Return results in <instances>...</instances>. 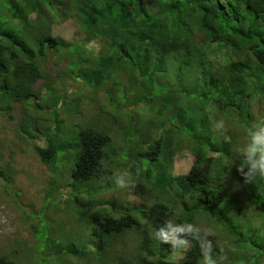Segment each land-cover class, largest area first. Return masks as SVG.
I'll return each mask as SVG.
<instances>
[{
    "label": "trees",
    "instance_id": "1",
    "mask_svg": "<svg viewBox=\"0 0 264 264\" xmlns=\"http://www.w3.org/2000/svg\"><path fill=\"white\" fill-rule=\"evenodd\" d=\"M67 22L77 28L79 43L54 33L56 25ZM51 54H57L56 65L68 61L58 76L81 85L71 97L77 108H65L69 115L78 113L86 98L89 107L106 103L113 108L107 111L110 118L128 133L137 120L127 109L154 103L159 106L146 109L151 115L139 113L136 129L148 138L152 132L143 128H155L152 123L160 116L161 134L155 144L148 138L147 150L135 155L130 166L138 200L111 207L102 202L105 210L92 219L90 212L100 202L84 203L76 196L92 248L82 241L51 242L45 231L48 239H43L40 224L31 223L39 264H264V246L252 236L256 227L241 219V202L249 203L264 229V175L253 169L264 156V145L253 143L254 135L264 130V117L256 118L252 107L256 101L264 103V0H0V117L14 120L15 106H23L20 134L45 141L33 148L54 172L60 153L73 150L72 179L78 190L86 181L108 180L128 159L127 150L116 153L118 159L109 166L105 148L112 139L106 132L84 128L74 134L75 143L74 136L68 138L58 106L73 91L50 75L46 63ZM121 78L131 86L114 89L126 98L116 107L118 98L108 87ZM43 79L48 82L37 89ZM181 93L189 96V106ZM147 115L151 124L143 120ZM188 152L194 164L187 173L173 175L176 157ZM226 159L242 190L239 200L228 191L227 169L215 168ZM12 175L15 171L8 177L0 166V178ZM155 189L160 196L151 193ZM49 192L46 201L52 197ZM96 193L91 196L97 198ZM152 196L154 201L146 202ZM201 217L222 227L229 237L226 244L198 229ZM136 229L140 239L135 250L129 242L119 247ZM180 240L187 242L181 246L186 248L183 258L164 261L172 252L181 253ZM25 261L16 251L0 249V264Z\"/></svg>",
    "mask_w": 264,
    "mask_h": 264
},
{
    "label": "rangeland",
    "instance_id": "2",
    "mask_svg": "<svg viewBox=\"0 0 264 264\" xmlns=\"http://www.w3.org/2000/svg\"><path fill=\"white\" fill-rule=\"evenodd\" d=\"M54 28V33L65 38L66 40L72 41L74 43H79L81 40L80 37L76 35L78 34L77 28L71 22L56 25ZM94 46L96 47L97 51H99V43L95 42ZM55 61H58L57 54H51L48 62L46 63V68L50 69L49 72L53 79L59 77V71L65 70L68 65V61L66 60L61 61L59 65H56ZM60 77L58 80L60 79L59 81L62 82V87H66L64 90L72 89L73 91L72 95L69 97L70 99L68 98L65 105L63 106L61 103V106H58L61 110V114H63V119H65L67 124L66 129L68 132V138L70 139L73 137L77 130L84 128H94L104 131L112 139V141L105 148L109 157L108 165L113 166L115 160L118 159L117 156L114 155H116V153L121 154L123 150H127L126 156L128 159H122V162L118 164L120 165V169H118L115 174H111L108 180L92 179L81 184L79 189L75 190L72 179V167L74 165V160L73 158L70 159V154L73 153V150H71V153L68 151L60 153L59 158L62 163L60 162L57 171L54 172L40 161L33 148L34 145L44 146L45 141L41 139H29L21 136L20 134L22 130L20 125L22 123L23 117L25 116L23 106H15L13 110L15 117L14 120H11L9 117H0V140L2 142L0 154L3 155L4 158L3 161L0 160V166H4V170L6 171V175L8 177L11 176L12 171H15V175H12V178L9 180L4 178L1 180L0 178V249H2V251L4 249H9L11 253L16 251V253L21 254L22 257L26 258V264H39L42 258L37 254L36 251H34L35 248L32 249V245H36L39 242L37 240L36 234L33 232L31 223L40 224L41 229L39 231L41 232V237L43 239H48V235L45 234V232H50L52 238L51 242L60 241L65 243L75 240L81 243L82 241V244H86L92 248L93 240L90 236V227L88 224H86V222L80 221L78 217L76 196L78 195L84 203L93 200L100 202L99 204L94 205V209L90 212L92 219L101 210H105L104 206L111 207V204L117 203L130 205V203L138 200V197L134 196L132 192V185L136 180V175H133V173L129 172L131 171L130 166L134 162L133 158L135 155L142 154L147 150V143H149L147 142L148 138L152 140L150 145L153 143L155 144L154 140H158L161 134L160 116H154L156 119L155 123L152 124H154L155 128L153 126L150 128H143L148 133L152 132L148 138H144L142 135L139 136V128L136 129L137 124H139V122H137L139 113L151 115L152 111L147 112V110H151L154 106H159L158 104L154 103H144L140 104V106L133 105L127 109V112L130 113V115H133L137 120L132 122L134 129H128V133L123 127H121L119 124H116L110 118V115L107 113V111H112L113 108H109L106 103H102L103 105H101V103H96L95 107H89L91 106V103L86 98V101H84L81 108L78 109V113L69 115L70 110L77 108V106L72 103L71 97L73 94L80 93L81 85L70 77L65 78L63 76L61 77L62 79ZM47 82V79L41 80L39 84H37V89L41 86L43 87V85ZM130 86L131 84L127 83V81L123 80V78L120 79V82H118L117 85L110 84L108 89H111L112 87L114 98H118L116 107L119 106L122 97L124 99L126 98L124 97L123 93H115L114 89L117 88L119 90H125ZM176 86L180 90L185 91L183 86ZM85 91L87 94H89L88 92L90 90L86 89ZM106 93H100L99 96L101 98H105ZM181 94L186 102L187 99L190 100L187 93ZM66 106H68L69 111L65 109ZM187 106H189L188 102ZM103 107L105 108V113L101 112ZM252 107L254 110L253 115L256 118L264 117V103L256 101L253 103ZM123 109H126V107ZM244 109L246 112H249L246 107H244ZM126 120H128L127 117L122 119L124 122H126ZM143 120L144 122L151 124V122H149L150 118L148 119V115ZM227 126L232 127V124H228ZM75 138L76 137L74 136L72 139L73 143H75ZM245 139L246 138H243V140ZM13 155L14 157L12 158ZM194 162L195 158L189 152L184 153L183 156H177L173 168V175L177 176L187 173ZM222 164L223 166L219 163H216L215 168L217 171L221 170L222 168L227 169L225 176L227 178L228 191L239 200L241 198L242 190L239 184L236 183L234 174H229L231 173V169H234V166L228 159L222 162ZM239 166L241 167L240 164ZM144 167H147V165ZM118 180H122L123 184L118 183ZM104 181L107 182V186H103ZM51 183H53V185L51 186L50 190ZM96 191L99 193V196L97 198H93L91 195ZM48 192L52 193V197L49 201H46ZM151 193L156 196H160L161 194L160 191L156 189L152 190ZM167 195L171 197V194ZM153 201V196L146 200V202L149 203H152ZM241 201L243 200L241 199ZM102 202H104L106 205L101 206L100 204ZM241 204L243 206L241 210V219L247 223H251L254 227H256L257 234L252 232V236L264 246V237H260L264 235L261 218L252 211L251 205L249 203L241 202ZM233 216H235V219H237V215ZM26 220H29V222H26ZM197 227L199 230L205 233L218 236L221 238L223 244H226L229 238L223 234L224 230L222 227L216 224L214 221H211L208 217L198 218ZM126 235L127 236L124 238V243L119 242L118 246L122 247L126 245L127 242H129L130 250L134 251L135 246L140 239L139 230H132ZM17 239L20 240H18L15 244ZM44 244L46 245V243L43 242L41 246ZM182 244H187L186 240H180L177 250H181ZM259 251L260 250H258V252ZM182 254L183 253L176 254L175 252H172L166 256L164 261L168 260L172 262V256H175V260H178L183 257ZM250 255H256V251L250 252ZM49 264H53L52 261H50ZM75 264H81V262L78 261ZM94 264H97L96 261Z\"/></svg>",
    "mask_w": 264,
    "mask_h": 264
},
{
    "label": "clouds",
    "instance_id": "3",
    "mask_svg": "<svg viewBox=\"0 0 264 264\" xmlns=\"http://www.w3.org/2000/svg\"><path fill=\"white\" fill-rule=\"evenodd\" d=\"M259 138V139H258ZM253 143L254 144H261L264 145V130H261V133H257L256 135H254L253 137ZM0 158L3 161V155L0 154ZM253 169L257 170L259 172V174L264 175V156L261 157V161L253 164ZM1 180H3V178H1ZM120 184H123L122 180H118L117 181ZM64 195V194H63ZM66 196V195H65ZM67 197V196H66ZM26 222H29V220ZM18 241V240H17ZM16 244V243H15ZM186 248H182L180 250L181 253H183L182 255L184 256V252H185ZM11 253V252H10ZM13 253V252H12ZM183 258V257H182Z\"/></svg>",
    "mask_w": 264,
    "mask_h": 264
}]
</instances>
